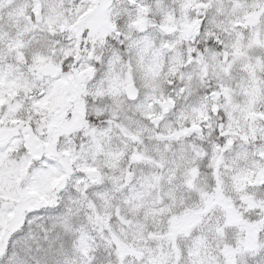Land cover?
<instances>
[{"label": "snow or ice", "instance_id": "snow-or-ice-1", "mask_svg": "<svg viewBox=\"0 0 264 264\" xmlns=\"http://www.w3.org/2000/svg\"><path fill=\"white\" fill-rule=\"evenodd\" d=\"M0 264H264V0H0Z\"/></svg>", "mask_w": 264, "mask_h": 264}]
</instances>
